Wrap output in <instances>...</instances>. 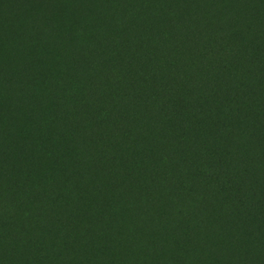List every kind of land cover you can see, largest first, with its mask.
<instances>
[{"label":"trees","instance_id":"1","mask_svg":"<svg viewBox=\"0 0 264 264\" xmlns=\"http://www.w3.org/2000/svg\"><path fill=\"white\" fill-rule=\"evenodd\" d=\"M23 168L21 204L67 175L53 204L78 176L81 215H148L156 264H264V0H0V179Z\"/></svg>","mask_w":264,"mask_h":264},{"label":"rangeland","instance_id":"2","mask_svg":"<svg viewBox=\"0 0 264 264\" xmlns=\"http://www.w3.org/2000/svg\"><path fill=\"white\" fill-rule=\"evenodd\" d=\"M23 169L16 178L4 173L0 179V264H156L151 251L157 243L153 229L156 223L148 215H116L113 219L92 211L81 215L77 207L83 205L80 195L88 196L81 193L89 194V190L82 188L78 176L72 180L76 191L72 190L65 201L53 204L51 195L66 192L64 186L70 181L67 175L51 184L33 176V190L21 204L17 193L11 191L29 189V181L20 184L16 180L30 179V169ZM6 208L10 212L5 213ZM72 235L78 241L61 243L70 241ZM184 264L197 263L190 260Z\"/></svg>","mask_w":264,"mask_h":264}]
</instances>
